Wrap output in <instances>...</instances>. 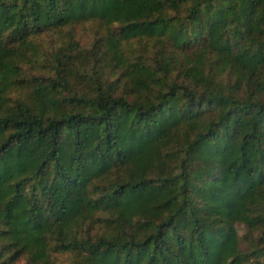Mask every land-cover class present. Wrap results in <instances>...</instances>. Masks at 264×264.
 Here are the masks:
<instances>
[{
	"label": "trees",
	"instance_id": "obj_1",
	"mask_svg": "<svg viewBox=\"0 0 264 264\" xmlns=\"http://www.w3.org/2000/svg\"><path fill=\"white\" fill-rule=\"evenodd\" d=\"M264 264V0H0V264Z\"/></svg>",
	"mask_w": 264,
	"mask_h": 264
},
{
	"label": "rangeland",
	"instance_id": "obj_2",
	"mask_svg": "<svg viewBox=\"0 0 264 264\" xmlns=\"http://www.w3.org/2000/svg\"><path fill=\"white\" fill-rule=\"evenodd\" d=\"M23 260H20V264H23ZM57 264H67V259L65 254H59V259Z\"/></svg>",
	"mask_w": 264,
	"mask_h": 264
}]
</instances>
